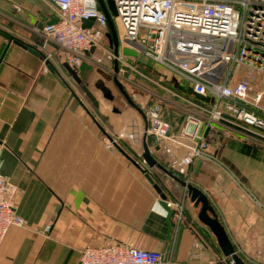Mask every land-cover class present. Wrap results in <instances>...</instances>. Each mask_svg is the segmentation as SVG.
<instances>
[{"label":"crops","instance_id":"crops-1","mask_svg":"<svg viewBox=\"0 0 264 264\" xmlns=\"http://www.w3.org/2000/svg\"><path fill=\"white\" fill-rule=\"evenodd\" d=\"M0 8L25 30L17 37L42 51L38 30L54 18L49 6L42 0H0ZM48 50L50 63L0 34V176L18 187L14 203L25 219L24 226L8 230L0 264H80L86 246L111 240L161 251L170 264H231L217 235L200 219L202 196L236 253L247 264L253 263L248 256L264 264V217L236 181L215 164L196 159L180 176L198 192L174 193L146 163L144 143L177 175L185 149L147 132L143 112L123 94L119 98L110 73L95 69L91 76L95 102L72 88L59 48L52 44ZM88 70L83 65L79 74ZM143 91L140 100L162 104L156 87ZM177 102L165 113L174 127L182 120ZM147 173L162 186L165 198ZM170 200L183 204L181 215L167 205Z\"/></svg>","mask_w":264,"mask_h":264},{"label":"built area","instance_id":"built-area-1","mask_svg":"<svg viewBox=\"0 0 264 264\" xmlns=\"http://www.w3.org/2000/svg\"><path fill=\"white\" fill-rule=\"evenodd\" d=\"M42 1L56 18L54 23L46 22L38 30L44 39L41 49L46 58L52 56L48 47L53 44L62 52L64 62L78 72L86 62L91 63L97 70L115 74L120 81L141 88L125 75L124 67L147 76L128 61V56L116 55L108 44L109 23L99 0ZM114 1L117 15L113 18L121 45L163 66L166 74L183 83L190 95L198 98L169 90L187 102L186 106H180L182 120L174 127L164 115L163 104L144 102L134 93L131 97L147 120V132L185 149L177 167L179 175H186L196 159L211 162L264 210L253 191L212 150L208 141L212 126L223 124L264 142L263 93L253 97L249 78H239L244 69L264 74V0ZM84 20H93V24L83 26ZM92 47L94 51H90ZM116 60L118 72L113 68ZM127 136L135 139L134 132ZM17 190L15 184L0 176V246L10 227L25 225L14 203ZM167 205L177 207L181 215V202L170 200ZM229 261L235 264L231 257ZM166 263L170 264L161 251L116 240L88 245L80 255V264Z\"/></svg>","mask_w":264,"mask_h":264},{"label":"rangeland","instance_id":"rangeland-1","mask_svg":"<svg viewBox=\"0 0 264 264\" xmlns=\"http://www.w3.org/2000/svg\"><path fill=\"white\" fill-rule=\"evenodd\" d=\"M14 19L15 18L13 17V15L8 16L6 13H4V10L0 8V30L15 36L25 35V30L18 28L16 23L14 22ZM28 30H31V28H27V31ZM38 35L41 41V43L39 44L41 45L44 39L40 34ZM57 55L54 56L56 57ZM130 58L132 60H136V57ZM135 64L137 65L139 72L146 75L147 77H144L140 73L134 71L132 75L136 77L134 79V82L141 86V88L136 86L132 87L129 82L127 83L121 81L130 96L136 93L140 94V96H138L139 98H142L146 95L145 91H143L145 87H156L160 92L158 91L155 94L162 95V104L165 113L169 112L166 108L172 109L171 107L174 106L172 104H175V102L177 101V106L187 105L186 101L176 95H173L169 90L175 91L178 94L186 97L198 99L197 97H193L190 95L183 83L179 82L176 78L171 77L169 74H166V69H164L163 66L159 64L153 65L143 57L137 60ZM84 68L89 69V73L81 72L79 75L83 79V83L89 87L91 76L94 75L96 67L95 65L86 62L84 64ZM244 77L249 78L250 80V94L253 97H256L259 93H263L261 105L264 106V74L244 69L241 71L239 78ZM68 82L71 84L73 89H76L79 93L84 94V90L82 89L81 85L78 84L71 75L68 76ZM163 85L167 87V89H164L162 87ZM122 96L123 95L120 91L119 98H121ZM168 101L171 102L167 103L170 104V107L166 105V102ZM213 127L214 128L212 129V133L214 135H210L208 139V141H210L209 143L211 148H213L215 152L227 164H229L244 181L249 184L257 199L264 205V142L252 139L246 136L245 133L237 131L227 125L215 124ZM254 204L258 209L256 207L254 208L262 217H264V210L261 209L256 202ZM247 258L248 260L253 262L252 264H258L257 262L259 260L257 258L253 256H248Z\"/></svg>","mask_w":264,"mask_h":264},{"label":"water","instance_id":"water-1","mask_svg":"<svg viewBox=\"0 0 264 264\" xmlns=\"http://www.w3.org/2000/svg\"><path fill=\"white\" fill-rule=\"evenodd\" d=\"M99 6L100 8L105 12L108 23H109V31L106 33V36L109 40V45L111 48H113L116 55H119L120 53L122 55L128 56V57H137L138 53L135 49L129 48V47H123L121 45V40L118 35V31L116 29V25L114 22V16L117 15V9L116 4L114 0H99ZM56 21V18H53L49 20L47 23H54ZM93 24V20H84L83 26H91ZM39 28H43V23L39 24ZM0 34L6 37L8 40L12 41L13 43L23 47L24 49L35 53L36 55H43L44 60L47 63H50L49 59L46 58V55L43 54L42 51H40L38 48L30 45L29 43L25 42L24 40L18 38L15 35L8 34L2 30H0ZM94 47L91 48L90 51H94ZM88 53V52H87ZM50 65V64H49ZM64 67L68 70L70 75L74 78V80L81 85L82 89L87 93V95L96 102V97L92 94L89 87L83 83V79L80 77L79 72L76 69L71 68L67 63H64ZM125 68V75H129L128 67ZM115 72H118L119 66L118 61H115L114 65ZM102 74L106 75V73L102 72ZM107 78L112 79L113 82L116 84V86L119 88V90L122 92V94L125 96V98L137 109L140 110V108L136 105V103L132 100L131 96L128 94V92L125 89L124 84L119 80V78L114 74H108ZM141 111V110H140ZM144 159L148 166L154 171L161 180L166 184L168 188H170L174 193H176L179 196H184L187 189L194 190L198 192V189L195 188L192 184L186 182L180 175H177L172 170L167 168L165 165H163L158 159H156L153 154L151 153L147 143H144ZM147 179L149 182L153 185L155 190L159 193V195L163 198L166 197L165 192L163 191L162 186L158 183V181L150 174H146ZM202 205L199 212L200 219L206 223L217 235L224 254L228 257H231L235 264H247L235 251V247L229 238L226 229L220 222L218 218V214L216 213L215 209L209 204L208 198L205 196H202L199 200Z\"/></svg>","mask_w":264,"mask_h":264}]
</instances>
